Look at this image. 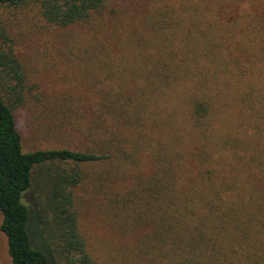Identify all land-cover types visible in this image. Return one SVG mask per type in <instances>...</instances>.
<instances>
[{"label":"trees","instance_id":"trees-1","mask_svg":"<svg viewBox=\"0 0 264 264\" xmlns=\"http://www.w3.org/2000/svg\"><path fill=\"white\" fill-rule=\"evenodd\" d=\"M144 1L158 4L145 19L156 41L160 25L177 26V10L169 4L183 0ZM0 9L36 12L47 29L99 32L122 12L110 8V0H0ZM255 13L223 23L190 17L188 38L163 37L165 56L133 57L138 63L132 61L131 74L143 86L131 90L125 83L110 91L121 97L100 103L111 120L101 122L94 114L88 123L92 146L30 153L14 115L24 99L18 91L26 81L24 64L0 17V231L12 264H49L31 245L25 193L37 207L35 218L55 264H95L74 192L86 178L85 167L118 158L121 138L106 133L135 124L147 139L136 156H149L155 172L136 174L131 188L111 200L138 234L134 254L144 264H264V15ZM93 60L100 70L111 68L105 56ZM5 76L18 86L4 88ZM3 92L16 102H7ZM91 106L96 113L98 104ZM186 159L194 169L190 178L183 175Z\"/></svg>","mask_w":264,"mask_h":264},{"label":"rangeland","instance_id":"rangeland-1","mask_svg":"<svg viewBox=\"0 0 264 264\" xmlns=\"http://www.w3.org/2000/svg\"><path fill=\"white\" fill-rule=\"evenodd\" d=\"M143 1L110 0V8L122 12H119L118 20L103 32L79 27L47 29L39 22L36 12L0 9V17L12 30L15 52L24 64L26 81L22 88L18 87L24 99L14 110L24 152L86 151L88 146H92L87 127L93 115L104 123L112 117L100 107V103L121 97L112 92L125 83L131 90L143 86L144 80L131 74V70H135L132 61L137 62L133 57L139 53H142L141 60L146 53L153 54L151 56L156 60L165 56L168 43L163 37L175 35L183 41L190 34V17L194 22L214 18L216 22L223 23L239 21L246 12L264 15V0H183L174 6L169 4L177 10L172 16V22L177 26L167 29L165 25L166 28L162 29L163 25H160V38L155 41L150 21L145 19H150L158 4ZM159 5L161 7L162 4ZM113 30L118 32L117 37L110 35ZM140 38L147 42L141 44ZM159 46L162 48L160 51ZM97 56L110 59L111 68L100 70L99 64L93 60ZM139 65L138 69H141L140 61ZM2 84L4 88L18 86L7 76ZM4 94L7 102L9 99L16 102L14 95ZM96 103L98 108L93 113L91 105ZM112 134L121 138L118 158L102 165L85 167L86 178L74 192L79 225L95 264H144L139 255L134 254L138 234H132L133 231L126 227L128 219L113 208L111 200L114 195L131 188L136 174L143 178L152 176L155 165L149 156H136L147 140L139 124L106 133L107 136ZM93 138L100 140V136ZM193 170L186 159L183 175L193 177ZM23 202L30 210L28 233L33 249L43 253L49 264H55L43 239L41 225L35 218L38 212L31 194L25 193ZM1 223L0 213V226ZM0 264H12L8 241L1 231Z\"/></svg>","mask_w":264,"mask_h":264}]
</instances>
